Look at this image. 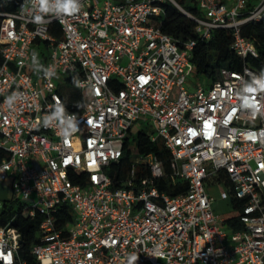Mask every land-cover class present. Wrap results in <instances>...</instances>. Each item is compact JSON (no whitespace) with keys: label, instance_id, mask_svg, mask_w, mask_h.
Returning a JSON list of instances; mask_svg holds the SVG:
<instances>
[{"label":"built area","instance_id":"built-area-1","mask_svg":"<svg viewBox=\"0 0 264 264\" xmlns=\"http://www.w3.org/2000/svg\"><path fill=\"white\" fill-rule=\"evenodd\" d=\"M195 1L199 15L180 0H81L78 14L46 15L41 26L29 0L0 12V183L31 217L43 216L32 262L20 254L21 233L0 226V264H130L133 254L132 264H264V115L241 107L243 86L264 70L223 68L215 82L191 84L197 41L160 28L170 4L195 22L201 41L231 30L233 52L259 58L241 29L264 22V0ZM13 92L22 97L9 107ZM54 97L77 118L70 136L37 125ZM256 99L264 104V92ZM66 100L81 111H69ZM140 132L163 143L170 173L155 154L138 153ZM126 151L130 163L115 186L110 173L118 175ZM165 178L170 185L180 178L187 190H160ZM209 185L240 204H231L239 230L216 214ZM64 204L74 220L61 228Z\"/></svg>","mask_w":264,"mask_h":264},{"label":"trees","instance_id":"trees-1","mask_svg":"<svg viewBox=\"0 0 264 264\" xmlns=\"http://www.w3.org/2000/svg\"><path fill=\"white\" fill-rule=\"evenodd\" d=\"M21 0H11L9 2H0V12H15ZM184 7L199 15V9L195 0H180ZM185 1V2H184ZM165 14L161 17L162 25L161 30L163 33L171 36L177 41L184 42L185 40H196L197 45L192 53V64L194 65L198 75L204 77L208 82H215L219 78V72L223 68L230 70L241 71L245 65L257 71L264 70V22H250L243 26L241 34L244 37L255 40L259 58H251L243 60L239 58L232 50L233 32L226 29H217L214 31L212 39L208 42L201 41L195 34V22L186 17L173 5L166 4L164 7ZM1 23V19H0ZM63 93V92H62ZM64 94V93H63ZM77 101L81 100L77 94H74ZM66 105L71 112H80L82 105H73L66 100ZM137 144V151L141 154L153 153L164 163L167 173H170V154L165 149L163 143H151L144 132H140L135 137ZM6 157L4 151L0 150V162ZM130 152L126 151L124 158L121 161V168L118 175L113 177L115 186L124 177L126 169L130 163ZM74 184L84 185V178H72ZM160 190H166L169 194L175 196L187 190V184L180 178L175 185H170L168 179H162L157 183ZM3 208L0 213V226L10 223L22 235L20 254L22 259L32 262L30 255L31 249L34 245L39 243L40 238V224L43 216L36 214L31 217L28 211L25 210L24 205L14 199L12 196L4 199ZM234 209H238L240 204L235 200L231 202ZM60 222V227L64 228L70 225L74 220V213L68 204L62 206L61 211L56 214ZM239 216L228 218L225 225L231 230H239L240 224L238 223Z\"/></svg>","mask_w":264,"mask_h":264},{"label":"clouds","instance_id":"clouds-1","mask_svg":"<svg viewBox=\"0 0 264 264\" xmlns=\"http://www.w3.org/2000/svg\"><path fill=\"white\" fill-rule=\"evenodd\" d=\"M29 2L36 13L33 17V23L38 26L49 22L45 20L46 15L54 18L72 16L78 14L82 8L81 0H29ZM33 62H36L35 54L33 55ZM43 71L47 78L55 75L54 69H43ZM73 82L77 87L82 86L75 78ZM262 92H264V71L258 76H254L251 81L246 82L241 92V107L250 110L254 117L264 115V104L256 99V95ZM21 97V93L13 92L7 97L5 103L9 107H14ZM53 99L55 103L52 106V111L45 115L42 120L38 119L37 125L44 128L55 126L62 137L70 136L78 130L77 118L74 114L67 112L58 97H54ZM2 247L3 245L0 243V251H2ZM137 259L138 257L135 254L130 256V264Z\"/></svg>","mask_w":264,"mask_h":264},{"label":"rangeland","instance_id":"rangeland-1","mask_svg":"<svg viewBox=\"0 0 264 264\" xmlns=\"http://www.w3.org/2000/svg\"><path fill=\"white\" fill-rule=\"evenodd\" d=\"M188 80L191 82V84H196L201 80V82H204V77L201 75H198L196 72V69L194 68L193 64H191L187 71ZM75 91L78 92V89L75 88ZM151 130V129H149ZM210 194L216 199V208L219 206V210L216 209V212L221 214L222 217L229 218L231 216H237V211H234L231 204L228 201H224L220 198L219 189L212 188L209 190ZM11 189L8 186V183H0V200L8 199L11 197Z\"/></svg>","mask_w":264,"mask_h":264},{"label":"crops","instance_id":"crops-1","mask_svg":"<svg viewBox=\"0 0 264 264\" xmlns=\"http://www.w3.org/2000/svg\"><path fill=\"white\" fill-rule=\"evenodd\" d=\"M212 188H216L217 190L219 189L216 185H209L208 186V191L210 190V189H212ZM209 193H210V191H209ZM219 194H220V192H219ZM214 198V197H213ZM214 210H215V212H216V209L217 210H219V206H217V208H216V199H214ZM230 203V202H229ZM231 204V203H230ZM216 214H218V215H221V214H219V213H217L216 212Z\"/></svg>","mask_w":264,"mask_h":264}]
</instances>
